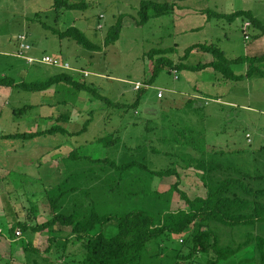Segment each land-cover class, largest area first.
<instances>
[{"label":"rangeland","instance_id":"rangeland-1","mask_svg":"<svg viewBox=\"0 0 264 264\" xmlns=\"http://www.w3.org/2000/svg\"><path fill=\"white\" fill-rule=\"evenodd\" d=\"M87 1L85 10H57L55 0H0V59L18 61L2 53L8 50L17 53L20 40H16L24 35L31 49L34 47L39 51L38 56L47 54L70 66V69H63L30 64L38 68L33 80H45L62 71L75 75L80 84L76 87L63 80L56 83L54 93L21 89L18 96L17 91L14 92L7 107L0 96V264H78L77 260L82 257L83 243L72 240H68L62 256V244L59 243L54 245L56 254L27 253L24 244L29 241L39 249H45L46 235L38 233L33 239L16 228L13 237L9 229L15 217L20 220L31 218L32 224L43 218L41 201H44L45 188L57 186L68 176L67 171L63 175L65 161H57L51 166L48 162L51 157L60 158L75 151L90 160L108 157L122 163L134 159L141 166L159 170L173 166L177 149L198 155L191 147L180 146L175 140L204 136L205 145L224 152L221 157L227 163H240L255 174H264V151L261 150L264 147V77L260 73L255 72L239 82L217 81L215 76L218 75L211 68L179 70L161 62L162 67L150 82L153 65L148 59L151 50L162 48L167 52L157 53L155 60L166 57L173 65L207 63L212 60L211 54L199 49L183 57L186 48L201 43L217 45L229 59L264 54V35L256 37L259 30L243 16L227 20L204 13L206 10L227 14L248 10L264 23V0H176L175 11L170 16L152 18L143 25L135 20L139 18L143 0ZM118 18L123 24L120 37L114 44L106 45L109 29ZM42 23L59 30L76 26L101 49L90 51L68 39L61 40ZM231 67L236 74L246 76L248 64L237 63ZM261 68L264 70V63ZM12 69L13 66L0 62V77H12ZM33 80L26 79V82ZM138 82L150 85L140 91L134 88ZM83 86L93 90L88 91ZM160 90L162 97L158 96ZM137 96H140L138 104L133 107ZM37 102L42 103L37 110L20 112L25 105ZM65 111H69V116L71 112V117L74 115L73 126L69 123L68 131L79 133L69 134L64 129L66 132L57 130L29 140L3 138L14 132L50 129L57 123H49L40 116ZM106 136L115 141L105 145L99 139ZM56 145L64 147L55 151ZM139 145H143L141 150H132ZM178 173L180 188L189 197L205 195L206 188L195 171L182 168ZM175 182L174 176L155 177L151 187L165 192ZM101 197L103 210L119 211L120 203L115 196L103 199L101 194ZM35 205L38 218L33 217ZM182 205L183 200L174 191L170 209L176 210ZM103 231L112 235L116 228L109 224ZM216 233L220 246H243L218 264H264V252L262 258L254 249L255 243L244 246L248 239L254 241L257 236L264 239V225L235 230L216 226ZM175 238L173 247L178 249L182 239ZM155 249L153 245L151 252ZM164 252H169V248H164ZM210 257L215 254L197 255L196 264H207Z\"/></svg>","mask_w":264,"mask_h":264},{"label":"trees","instance_id":"trees-1","mask_svg":"<svg viewBox=\"0 0 264 264\" xmlns=\"http://www.w3.org/2000/svg\"><path fill=\"white\" fill-rule=\"evenodd\" d=\"M175 1L143 0L138 13L139 18H135L136 23L143 25L152 18L170 16L175 11ZM54 7L57 10L61 8L85 10L88 7V1L55 0ZM204 13L210 17L227 20L243 16L259 30L255 34L256 37L264 35V23L251 11L238 10L227 14L206 10ZM43 27L50 29L51 33L59 39H68L87 50L101 49L76 26H69L64 30L51 28L46 24ZM122 28L121 18H118L109 29L105 39L106 45L114 44L119 39ZM161 49L154 48L148 54V59L153 65V76L150 82L162 67L161 62L179 70L200 71L211 68L214 74L218 75L215 76L217 81L239 82L251 77L250 75L255 72L264 77V70L261 68L264 63V54L229 59L217 45L201 43L186 48L183 57L199 49L203 53L211 54V61L197 65H173V62L166 57L155 60L157 53L167 52ZM237 63L248 64L246 76L238 75L232 70L231 66ZM63 80L80 87L78 80L68 72L45 80L22 82L16 85H13L11 78L0 77V86L10 85L26 91L40 92ZM83 87L88 91L93 90L89 86ZM139 97L137 96L131 106L136 107ZM189 100L195 101L194 99ZM109 103L113 104L110 101ZM115 105L124 107L120 104ZM31 107L25 105L20 112L27 111ZM57 130L65 131L63 128H50L43 132H14V134L4 135L3 138L29 140ZM204 139V136L201 138L192 136L186 137L184 141L175 140L180 146L191 147L198 155L177 149L173 166L159 170L141 166L139 161L134 159L122 163H116L108 157L90 160V157L81 158L82 156L72 151L65 159L68 176L57 186L44 190V201H41L45 213L42 216L44 220L32 224L31 218L19 220L15 217L9 229L13 237L16 236V228L28 235L45 232L46 248L41 250L29 241L24 244V251L27 253L56 254L54 245L59 243L62 244V256L70 240L74 243L82 242L83 254L81 259L77 260L78 264H196L197 255L207 256L211 252L215 254V257H210L207 264H218L221 260L243 249V246L236 248L231 245L220 246L216 226L235 230L255 229L256 226L264 225V174H255L243 165L241 166L240 163H227L221 157L224 152L210 149L205 145ZM99 140L105 145L115 141L111 136ZM142 148L143 145H139L132 150L138 151ZM261 150L264 151L263 146ZM140 168L145 171H141ZM182 168L196 172L206 188L204 196L192 198L180 188L178 171ZM171 176L176 178V182L165 192L152 189L151 184L155 177ZM149 180L152 181L148 183ZM174 191L178 192L183 200V205L176 210L169 207ZM101 194L103 199L115 196V200L120 203L119 211L103 210L100 205ZM36 209H38L36 205L32 207L33 217L38 218ZM109 224H114L115 234L107 235L103 231L104 227ZM65 233L69 236H63ZM175 237L182 239L178 243L180 245L178 249L173 247L177 240ZM153 245L156 249L151 252ZM248 245H254L255 251L260 252L263 258L264 239L261 236H257L254 241L248 239L244 246ZM164 248H169V252H164ZM35 262L37 263V260Z\"/></svg>","mask_w":264,"mask_h":264},{"label":"crops","instance_id":"crops-1","mask_svg":"<svg viewBox=\"0 0 264 264\" xmlns=\"http://www.w3.org/2000/svg\"><path fill=\"white\" fill-rule=\"evenodd\" d=\"M15 44H16V42H15ZM14 45V44H13ZM17 49V48H16ZM39 51L36 49V48H32L30 51H28L27 53L29 54V55H33V56H38L40 53H38ZM17 53H18V51H17ZM17 53H12L11 52V50L9 51H4L2 54L4 55V56H12V57H15V58H17V59H19L18 61L17 60H15V59H6V58H3V59H0V62H3L4 61V63H7L8 65H9V67L10 66H13V69H12V72H13V76L12 77H8V78H11L12 80H13V85H16V84H20V83H22V82H26V79H30V80H33L34 79V75H35V72H37L38 70V68H36L37 66H30V64H26L25 62H24V60L22 59V58H20L18 55H17ZM1 54V53H0ZM21 64H23L24 65V68L22 67V65ZM32 67V68H31ZM60 73H63L62 71L61 72H58L57 74H60ZM57 74H55V75H57ZM71 75H73V74H71ZM54 76V75H53ZM75 75H73V77H74ZM3 77H7V76H3ZM50 77H52V76H47V79L48 78H50ZM74 79H75V77H74ZM76 80H78V79H76ZM35 80H33V81H29V82H34ZM56 84H54V85H52L49 89H46V90H44V91H40V93H44V92H50V93H54L55 92V90H56ZM19 90H21V89H18L17 87H12V86H10V85H6V86H0V96L2 97V98H4V100L3 101H6V103L4 104V106L5 107H7L10 103H11V101H12V98L14 97V92H16L17 91V96L19 95L18 94V91ZM59 91V90H58ZM16 96V97H17ZM8 101V102H7ZM42 105V103H34V104H31L30 106H32L31 108H30V110H37L38 109V107L39 106H41ZM4 108V107H3ZM67 112H69V111H65V112H61V113H57V114H51V113H45L44 115H42V116H40V117H42V119L44 118L47 122H55V123H57V124H54V125H52V128H55V129H58V128H63V129H65L66 131H67V133H69V134H75V133H79V131H77V132H70V131H68V129H67V127H68V125H69V123L71 124L73 121L71 120L72 119V117L74 116V115H72V117H71V112H70V116L69 115H67ZM38 119H40V118H36L35 120H38ZM53 126H55V127H53ZM70 126H73V124H71ZM62 148V147H64V145H56V149H55V151H58V149L57 148ZM72 151H69L68 152V154H64L62 157H60V158H52L51 157V159H50V161H48L49 163H50V165L52 166V164L53 163H56L57 161H65V159L69 156V154L71 153ZM80 156H82L81 158H83L84 156L83 155H80ZM57 165H58V163H57ZM67 168L68 167H66V168H64L63 169V175H65V173H66V171H67ZM60 173H61V171H60ZM51 177H53V175H50ZM49 181H53V182H55L54 180H49ZM44 218V217H43ZM20 220V219H19ZM42 220H44V219H39V220H34V223H36V222H41ZM47 233V232H46ZM38 234V233H37ZM37 234H35V235H31L32 237H33V239L34 238H36V237H38L37 236ZM41 236H45L46 234H45V232L44 233H41L40 234Z\"/></svg>","mask_w":264,"mask_h":264},{"label":"built area","instance_id":"built-area-1","mask_svg":"<svg viewBox=\"0 0 264 264\" xmlns=\"http://www.w3.org/2000/svg\"><path fill=\"white\" fill-rule=\"evenodd\" d=\"M247 26L249 23L246 24ZM20 40V43L18 44V53L17 55L22 58L26 63L28 64H42V65H48V66H53V67H58V68H63V69H70V66L68 63L61 62L57 58H54L50 55L44 54L42 57L40 56H32V55H27L26 52L31 49V45L26 42V37L24 35H20L16 41ZM87 76L88 74L85 73ZM149 87V84H142V83H135L134 88L136 90H140L143 88ZM158 96L162 97V91L160 90L158 92ZM20 233L17 232V235Z\"/></svg>","mask_w":264,"mask_h":264}]
</instances>
